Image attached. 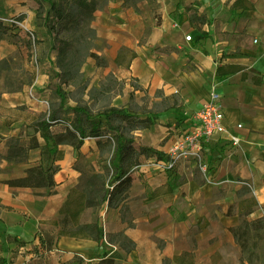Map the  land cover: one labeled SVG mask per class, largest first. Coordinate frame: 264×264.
Listing matches in <instances>:
<instances>
[{
    "label": "crops",
    "instance_id": "1",
    "mask_svg": "<svg viewBox=\"0 0 264 264\" xmlns=\"http://www.w3.org/2000/svg\"><path fill=\"white\" fill-rule=\"evenodd\" d=\"M124 1L110 0L95 11L90 23L108 45L106 55L110 65L121 69L118 70L121 76L130 74L151 90L165 89L167 82H176L173 90L166 93H177L182 90L179 85H183L193 96L207 98L206 88L213 86L209 100L218 103L224 113L225 127L238 137V142L232 144L222 138L211 139L205 144L204 156L210 173L202 185L193 175L182 174L176 169H159L154 163L158 159L155 155L141 157L139 165L132 168L133 179L125 200L133 225L128 226L121 218L119 208H108L104 203L100 216L109 241L102 238L98 243L60 236L55 248L48 252L40 248L36 234L39 227L57 232L58 228L50 222L57 219L70 188L79 182L80 172L73 168L75 153L71 146H61L64 157L57 162L59 169L53 176L55 184L51 189L9 186L4 182L22 177L26 168L39 165V148L29 150L27 161L10 162L1 158L0 257L3 263L0 264H90L101 257L115 258L120 264H161L163 257L186 253L193 256L194 263L201 255L217 253L223 264H240L239 246L227 230L236 225L239 218L236 213H225L229 204L237 201L236 190L242 185L238 179L247 182L258 201L248 218L264 216V0H243L240 7L234 9L231 8L234 0H135L134 4ZM249 4L253 8H249ZM35 8L34 0H0V14L19 16L28 30L43 39L45 30L36 23ZM191 10L202 18L198 26H193L195 20H190ZM155 12L156 23L153 20ZM182 18H185L183 22ZM180 21L182 26L178 25ZM146 26L147 34L141 38ZM183 28L191 34V41L185 39ZM122 46L136 52L128 67L113 61ZM227 50H236V54L222 56ZM230 57L232 59H228ZM1 59H5L14 71L28 66L23 53L9 36L0 39ZM227 63L244 65L248 79L243 81L240 72L216 75L217 65ZM206 69L211 79H203ZM44 74L39 65L32 82L24 84L22 90L0 89V106L6 109L25 106L30 121L34 115L46 112L49 92L40 91ZM252 75L261 77L262 83H252L249 80ZM187 101L183 100L179 108L190 110ZM179 108L172 116H159L149 128L136 130L137 140L165 151L189 122L185 120L181 126L165 125V119L175 121L183 116L178 114ZM14 114L12 118L4 114L10 126L0 117V135L8 137L21 133L20 142L27 145L25 125H20L25 123L24 114ZM56 127L52 125L51 129H60ZM38 139L42 144L43 140ZM211 141H219L224 148L211 149ZM4 149L5 140L0 139V153ZM80 152L85 167L97 170L96 139H85ZM178 174L183 175L184 183L165 192L167 181ZM50 190L53 191L50 195L35 193ZM204 219L209 223L198 229V223ZM18 241L25 244L18 245Z\"/></svg>",
    "mask_w": 264,
    "mask_h": 264
},
{
    "label": "trees",
    "instance_id": "2",
    "mask_svg": "<svg viewBox=\"0 0 264 264\" xmlns=\"http://www.w3.org/2000/svg\"><path fill=\"white\" fill-rule=\"evenodd\" d=\"M41 1L47 2L49 5L43 21L47 33L50 34L55 28L53 24H49L51 18L64 21L63 27L72 29L76 33L75 41L79 44L76 47L72 46L68 39L59 40L57 59L60 69H63L58 73L59 76L72 69L71 67L74 65V60L76 56L78 57L79 52L81 59L77 65L86 57H91L97 66H107V59L91 50V47H95L92 44L95 39V30L90 23L94 18L95 11L110 0H69L66 9L55 0ZM242 1L234 0L231 8H239ZM134 2V0L124 1L125 4H134ZM248 7L253 8V5L249 4ZM35 15L36 17L39 16V11H35ZM2 18H11L21 22L19 16L0 14V39L4 36L11 37L21 52V46L29 47V32L31 31L15 22H6ZM196 19L198 17L195 13L190 14V20ZM134 57H136L135 51L122 46L118 49L113 61L119 66L128 67ZM26 72L27 69L14 71L5 59L0 60V80L4 78L5 91H20L23 84H30L34 75L26 81L22 77L23 73ZM236 72L241 73L243 81L248 79L246 67L241 64H218L215 70V74L218 76ZM10 75L17 81L15 86H12L9 81ZM249 80L256 85L262 83V78L256 75H252ZM133 86L136 90L144 89L138 82ZM150 103L151 106H148V101H145L144 109L139 112L111 106L108 110L96 114L86 105H75L71 108L72 117L68 120L61 117L60 110L50 107L46 112L34 115L30 124L20 123L21 126L25 125L26 129H31L30 131L26 130L27 145L21 144V133L17 136L8 137L0 135V139L5 140V149L3 153H0V159L4 158L10 162H23L29 159L28 152L30 149L39 148L40 150V164L26 168L25 175L22 177L4 181L9 186L48 187L51 189L55 184L53 176L59 169L57 162L64 157V150L61 146L69 145L75 153L76 161L73 168L80 172L79 182L70 188L59 209L57 219L50 222L58 228L57 232L53 233L39 227L36 234L39 246L44 252L53 250L60 236L91 239L98 243L102 238L109 241L104 235L100 216V207L104 203L107 204L108 208H119L121 218L127 222L128 226L133 225L129 207L125 203L133 179L132 168L139 165L141 157L150 155H155L158 159L165 157L163 152L141 144L134 132L152 126L156 122L159 112L177 107L179 94L163 95L159 100H151ZM24 110H27L25 106H17L13 109L0 106V117H3L6 126H10L11 122L7 116L12 118L16 116L14 112ZM9 114L13 115L10 116ZM27 114L30 116L28 111ZM112 121H117V123L111 125ZM58 122L64 123L59 130H52L51 126L57 125ZM38 137L43 140L42 144L39 143ZM87 138L96 139L97 170L86 168L84 162L81 161V159L84 160V157L80 148ZM177 177L174 175L167 181L165 192H171L184 183L185 178L177 181ZM193 178L199 185L206 182V179H200L195 172ZM238 180L242 182V185L236 190L237 201L229 204L225 213L226 215L236 213L239 222L234 226L227 227V230L239 246L240 264H264V216L248 218L258 206V201L247 182ZM35 193L50 195L53 191ZM2 207L0 205V208ZM208 223L209 221L204 219L198 223L197 227L200 229ZM17 243L18 245L25 244L24 241ZM215 255L218 254L215 253ZM0 263H3L1 257ZM172 263L195 264L193 256L187 253L173 258L163 257L161 260V264ZM90 264L120 263L112 257H101Z\"/></svg>",
    "mask_w": 264,
    "mask_h": 264
},
{
    "label": "rangeland",
    "instance_id": "3",
    "mask_svg": "<svg viewBox=\"0 0 264 264\" xmlns=\"http://www.w3.org/2000/svg\"><path fill=\"white\" fill-rule=\"evenodd\" d=\"M55 1H58L59 4L65 9L67 3L69 2V0H55ZM34 2L36 6L35 11L36 12L39 11V16L37 17L35 16L36 23L38 25H43L45 12L49 9V5L47 2L41 0H34ZM192 13L194 14V11L191 10L190 14ZM173 15L176 14L173 13ZM6 16H10V15H6ZM13 17L16 16L14 15ZM200 19L202 20V18ZM200 19L199 18L196 19L195 22H193V26H198L199 25L198 21ZM153 20L154 23L158 22V17L156 12L153 14ZM184 20L185 18H182L181 21L183 22ZM181 21L179 22L180 24L178 23L179 26H182ZM63 23L64 21H57L51 18L49 20V24L54 25L55 28L53 29V31L50 34L47 33L46 27L43 25L46 34L43 39L40 38V35H38V33L32 31L33 36L29 35L30 46L29 47L21 46V50L25 59L28 61L27 68H24L27 69V72L25 74L23 73L22 75L23 79L27 81L32 75H36V70L39 67V65H41L45 73L44 75L46 76L43 83V87L40 88V91L46 90L47 93L49 92V96L47 95L48 109L50 107H53L60 110L61 117L64 120H68L70 117H72L71 108L75 105H86L92 110L94 114L100 113L104 110H108L111 106L129 109V110H135L139 112L144 109L145 101H148V106H151L150 103L151 100H159L163 95L170 96L172 93H174V92L172 93H166V92H171V90H173V87H175L176 82H167V86L165 87V89H162L161 87H157V89L151 90L150 88L141 85L138 79L136 77L131 76L130 74L126 76H121V73L118 71L121 69L115 67L113 64L110 65L109 63L110 58L106 55L108 45L106 44L103 38H100L97 35L96 30L94 28L93 29L95 30V39L92 41V44H94L95 47H91V50L104 56L107 59V66L105 67L97 66L91 57H86L84 61H81V63L77 65V63L81 59V54L79 52L78 57L76 56L74 60V65L71 67L72 69L65 71L63 75L59 76L58 73L63 70L60 69L59 61L57 59L58 47L60 45L59 40L68 39L69 42H71L72 46H76V47L79 46V44L75 41L76 33L72 29L63 27ZM19 24L23 28H26L22 20L21 22H19ZM147 28L148 27L146 26L145 29L142 31L141 38L146 36ZM182 33L185 35L189 34L188 31L184 28L182 29ZM235 54H236V50L235 51L227 50L225 54H223L222 56H231ZM228 59H232V57ZM209 63H212V61L210 60ZM206 67H209V64H206ZM24 69L19 71H23ZM202 77L203 79H206L208 77L210 79L212 78V76L208 74L207 69L204 70V74ZM12 78L13 76L10 75L9 81L11 82L12 86H15L17 84V81L14 78L13 79ZM194 79L200 80V78L197 79L196 77H194ZM64 80H67V82H64ZM0 81H1L0 89L5 91L4 78H1ZM136 82H138V84H140L144 89L142 90L134 89L133 85ZM180 86L182 90L177 91V93L179 94V105L167 111L159 112L157 116L158 117L161 115L172 116L173 112H177L176 109L179 108V106H183L182 105L183 100L184 101L188 100L187 102L190 106V110H186L185 108L184 109L179 108L180 110L178 114H182L183 115L182 117L180 118L174 117L176 122L174 121V119L171 118L165 119L163 121L167 126H172L171 125L172 123H176L177 125L181 126L183 123H185L184 122L185 120H188L189 122L187 123L186 127L182 129V132L180 131L181 133H183L184 131H186L191 127L192 123H194L195 116L199 108L202 106V104L208 102V100L212 97L211 95L214 92V88L213 86H209V88H206L207 98H202L197 94L193 96V94L188 92L183 85H179V87ZM21 113H24L23 115L25 119L24 124L25 125L30 124L31 118L28 116L27 110L18 112V114ZM9 115L12 116L13 114H9ZM63 123L61 122L56 123L57 124L56 128L61 127ZM116 123L117 121H112L111 125H115ZM209 145L211 149H213V147H217L220 149L224 148V145L219 143V141L218 142L211 141ZM165 151H161V152H165ZM204 155H205V151L203 148L201 158L199 160L194 162L191 159H183V158L179 159L174 169H176V171L178 172H183L182 174H187V175H193V173L195 172V174H197L200 179H206L207 175L210 172L208 171L203 172L199 166L200 163H205L208 169H210L208 161H206ZM177 176H178L177 181L183 179L181 178L183 175L178 174ZM104 241H106V239ZM195 264H223V263L219 255L211 254V255H201L198 258L197 263Z\"/></svg>",
    "mask_w": 264,
    "mask_h": 264
},
{
    "label": "built area",
    "instance_id": "4",
    "mask_svg": "<svg viewBox=\"0 0 264 264\" xmlns=\"http://www.w3.org/2000/svg\"><path fill=\"white\" fill-rule=\"evenodd\" d=\"M2 19L19 24L11 18ZM29 35L33 36L32 32H29ZM185 39L191 41V34L185 35ZM222 138L232 144L238 142V137L225 127L224 113L220 106L211 99L199 108L191 127L181 133L163 152L165 157L155 160L154 163L161 170L171 171L179 159H191L196 162L201 158L202 149L209 140ZM199 166L203 172L208 171L205 163H200Z\"/></svg>",
    "mask_w": 264,
    "mask_h": 264
}]
</instances>
